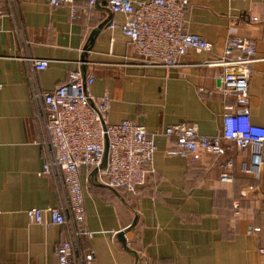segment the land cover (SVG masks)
<instances>
[{
	"label": "crops",
	"instance_id": "crops-1",
	"mask_svg": "<svg viewBox=\"0 0 264 264\" xmlns=\"http://www.w3.org/2000/svg\"><path fill=\"white\" fill-rule=\"evenodd\" d=\"M189 2L186 29L211 42L213 50H190L175 68L143 60L120 29L111 30L109 22L121 24L124 17L112 14L106 0L87 12L85 1L75 2L76 19L68 4L53 9L48 0H17L19 27L3 2L0 264H57V247L69 237L66 227L33 225L26 214L62 203L54 178L41 174L45 148L31 85L54 90L83 57V72L95 75L91 93L110 96L108 123L138 122L157 145L153 172L135 194L107 188L88 167L80 169L91 233L81 243L95 252V264H136L121 232L141 264H264V170L260 180L249 173L251 151L205 154L191 163L168 155L174 141L159 134L182 123L198 125L205 136L221 134L227 103L218 92L222 69L208 62L223 54L230 38L256 46L249 111L252 122L264 127V0ZM29 58L48 60L49 67L34 71ZM223 174L232 182L222 181ZM250 226L262 231L249 233Z\"/></svg>",
	"mask_w": 264,
	"mask_h": 264
},
{
	"label": "built area",
	"instance_id": "built-area-1",
	"mask_svg": "<svg viewBox=\"0 0 264 264\" xmlns=\"http://www.w3.org/2000/svg\"><path fill=\"white\" fill-rule=\"evenodd\" d=\"M77 1L81 0H48V4L53 9L70 5L71 18L76 19L78 12L72 4ZM83 1L87 3L84 12L94 10L100 2ZM106 1L112 14L124 17L121 24L109 22V28L120 29L136 54L151 64L175 68L190 50L196 53L213 50L211 42L186 29L189 0ZM3 2L8 4L19 27L17 0H0V19L6 15ZM250 20L257 22L258 18ZM256 54L251 40L228 39L223 54L208 62L209 66L222 69L218 92L227 103L221 134L202 135L196 124L167 126L159 134L174 141L168 155L194 163L205 154L223 157L250 150L249 173L260 180L264 170V127L252 122L249 111L250 78ZM28 61L34 71L49 67L48 60L29 58ZM80 65L69 72L65 83L52 91H42L35 81L31 85L35 119L45 148L41 174L54 178L62 203L44 209L33 208L26 214L30 224L67 228L69 237L56 250L57 264H95L96 260L95 252L81 245V239H89L91 233L86 225L80 169L88 167L107 188L136 193L153 172L151 164L157 151L155 136L140 123L130 120L116 125L108 123L110 96L108 92L101 97L91 93L95 75L84 73ZM230 99L234 102H228ZM221 179L233 180L228 174H223ZM248 231L259 233L261 229L250 226ZM260 253L264 254V249Z\"/></svg>",
	"mask_w": 264,
	"mask_h": 264
},
{
	"label": "water",
	"instance_id": "water-1",
	"mask_svg": "<svg viewBox=\"0 0 264 264\" xmlns=\"http://www.w3.org/2000/svg\"><path fill=\"white\" fill-rule=\"evenodd\" d=\"M85 51L88 52L89 50L86 48ZM81 62H85L84 57L82 58ZM106 159H107V156L105 157V161H106ZM136 223H137V220L135 221V224H136ZM119 238H120V239L122 240V242L125 244V248H126V250H127L128 252H130V253L134 256L135 261H136V264H141V260H142V258H141V256H140V254H139L138 252H136L135 250H133V249H131V248H129V247L127 246V242H126V239H125V232H121V233L119 234Z\"/></svg>",
	"mask_w": 264,
	"mask_h": 264
},
{
	"label": "trees",
	"instance_id": "trees-1",
	"mask_svg": "<svg viewBox=\"0 0 264 264\" xmlns=\"http://www.w3.org/2000/svg\"><path fill=\"white\" fill-rule=\"evenodd\" d=\"M119 190H122V191H124L125 193H127L125 190H123V189H119ZM138 192V191H137ZM136 192V193H137ZM127 194H135V193H127ZM261 229V228H260ZM261 231H262V229H261ZM84 239H86V238H84ZM81 245H82V243H81Z\"/></svg>",
	"mask_w": 264,
	"mask_h": 264
}]
</instances>
